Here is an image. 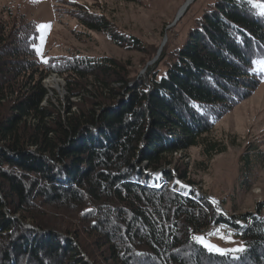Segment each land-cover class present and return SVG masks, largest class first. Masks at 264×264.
Masks as SVG:
<instances>
[{"label":"trees","instance_id":"trees-1","mask_svg":"<svg viewBox=\"0 0 264 264\" xmlns=\"http://www.w3.org/2000/svg\"><path fill=\"white\" fill-rule=\"evenodd\" d=\"M63 2L60 16L150 54L105 15ZM263 5L215 0L181 47H163L138 77L105 56L38 61L36 23L10 10L0 17V264H264V201L221 214L173 158L200 147L205 170L226 152L207 135L264 82ZM49 74L66 81L65 108L48 99ZM250 154L241 157L243 189ZM218 226L244 251L231 257L194 242Z\"/></svg>","mask_w":264,"mask_h":264},{"label":"rangeland","instance_id":"rangeland-1","mask_svg":"<svg viewBox=\"0 0 264 264\" xmlns=\"http://www.w3.org/2000/svg\"><path fill=\"white\" fill-rule=\"evenodd\" d=\"M63 1L105 15L121 33L133 36L148 46L150 54L120 49L104 33L87 31L74 19L60 16L58 13L61 12V6H64ZM188 1L0 0V17H5L10 10L36 23L38 40L35 52L38 61L71 54L90 59L105 56L128 64L130 77H138L145 72L147 66L159 61L161 55L155 60L156 51L158 52L162 44L163 52L166 53L181 47L194 21L215 2L192 0L177 19L180 10ZM42 25L50 27H38ZM153 51L154 54H151ZM42 85L48 91V99L54 104L60 101L64 108L67 106L66 81L63 77L49 74L42 80ZM88 89L92 90V87L89 86ZM71 101L75 103L72 111H76L80 107V100ZM207 137L223 143L226 152L214 157L205 170L199 165L205 163L200 147L182 154H173V158L176 162L181 158L180 163L187 165L192 179L197 183L195 189L223 204L224 213L233 210L239 214L254 212L257 204L264 201V82L248 99L236 105ZM251 152L258 154H250L251 179L248 188L243 189L240 184L243 177L241 157ZM154 177L159 181L164 179L162 173L155 174ZM220 236H229L231 242H225ZM196 237H204L208 243L224 250L241 246L244 248L243 242L231 230L219 226L210 227L203 235ZM228 255L235 257L233 254Z\"/></svg>","mask_w":264,"mask_h":264},{"label":"snow or ice","instance_id":"snow-or-ice-1","mask_svg":"<svg viewBox=\"0 0 264 264\" xmlns=\"http://www.w3.org/2000/svg\"><path fill=\"white\" fill-rule=\"evenodd\" d=\"M259 14L261 16H264V7H261ZM38 27L39 28H46V27H50V26L42 25V26H38ZM219 238L225 240V242H231L229 236H220ZM193 240H194V242H196V243L200 244L201 246L205 247L208 251L215 252V253L220 254V255H228V254L235 255L236 253L244 251L243 246H241L239 248H233V249H230V250L221 249V248H219L216 245H212V244L208 243L205 240L204 237H195L194 236Z\"/></svg>","mask_w":264,"mask_h":264},{"label":"water","instance_id":"water-1","mask_svg":"<svg viewBox=\"0 0 264 264\" xmlns=\"http://www.w3.org/2000/svg\"><path fill=\"white\" fill-rule=\"evenodd\" d=\"M192 0H189L186 5L180 10L178 16H177V19L180 18V16L183 14V12L185 11V9L187 8V6L189 5V3L191 2ZM164 47V44L161 45V47L159 48L158 52H157V55H156V58L155 60H157V57H159L161 51H162V48ZM154 60V61H155ZM206 199L212 204V206L214 207L215 210L219 211V213L221 214H224V211H223V207L222 205L219 203V201H217L216 199L212 198V197H209V196H206Z\"/></svg>","mask_w":264,"mask_h":264},{"label":"bare ground","instance_id":"bare-ground-1","mask_svg":"<svg viewBox=\"0 0 264 264\" xmlns=\"http://www.w3.org/2000/svg\"><path fill=\"white\" fill-rule=\"evenodd\" d=\"M55 82V81H54Z\"/></svg>","mask_w":264,"mask_h":264}]
</instances>
